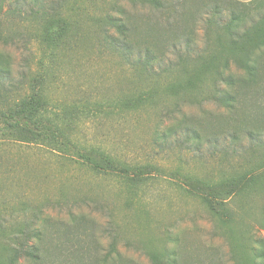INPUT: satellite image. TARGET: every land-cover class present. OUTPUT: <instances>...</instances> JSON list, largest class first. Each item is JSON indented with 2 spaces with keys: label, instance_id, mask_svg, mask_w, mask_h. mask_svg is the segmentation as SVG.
<instances>
[{
  "label": "rangeland",
  "instance_id": "1",
  "mask_svg": "<svg viewBox=\"0 0 264 264\" xmlns=\"http://www.w3.org/2000/svg\"><path fill=\"white\" fill-rule=\"evenodd\" d=\"M257 1L0 0V126L14 102H44L40 137L0 133L1 259L33 233L40 264H72L78 249L250 264L248 235L264 238V78L223 105L196 59H228L241 76L237 62L264 59ZM55 14L67 30L52 46L42 32ZM110 19L129 27L127 57L105 39ZM146 50L152 72L134 66ZM243 176L246 191L224 197Z\"/></svg>",
  "mask_w": 264,
  "mask_h": 264
},
{
  "label": "trees",
  "instance_id": "2",
  "mask_svg": "<svg viewBox=\"0 0 264 264\" xmlns=\"http://www.w3.org/2000/svg\"><path fill=\"white\" fill-rule=\"evenodd\" d=\"M150 7L154 9L161 10L162 0H148ZM254 1V0H253ZM255 2H251L248 5H255ZM257 5L259 6V2L256 0ZM56 19L48 22V25L44 28L42 32V39L44 42L50 43L52 46L57 44L62 40L65 36L67 26L63 17L55 14ZM110 26L106 32L105 39L111 47H115L116 45H120L122 47L121 55L127 57V53L132 50V43L128 39V31L129 27L126 23L121 22L120 20H109ZM234 17L230 16L229 26L232 27L234 22ZM264 18L259 20L256 24L252 26V30H255L258 35L261 32V28L264 24ZM225 25L222 26L224 28ZM115 28V29H114ZM111 29L115 30L118 36L116 38L110 37ZM247 31L245 32V34ZM260 38V36H258ZM108 38V40H107ZM222 46H220L221 48ZM223 48V47H222ZM138 57L136 60L137 68L140 67V70L145 72L153 71V60L156 58L154 56H150L149 51L146 50L144 53L137 52ZM196 62L199 63L200 71L202 73L211 72L214 76L213 79V94L211 98L215 101L220 102L223 105H228L232 102L233 97L229 93L230 89H234L239 87V90H248L251 86L256 88L259 87L264 78V59L261 58H253L248 56L245 60L237 62L238 67L244 71V76L241 75H233L227 72L229 60L228 59H215L210 58L209 60L203 59L199 57L196 59ZM156 63H159L156 62ZM177 62L174 64L176 65ZM193 83L188 81L187 85H192ZM225 92V96H224ZM257 95V94H256ZM44 102L36 95L31 94L27 98L18 100L14 102L13 106L10 107L6 113L1 114V122L0 133L1 135L13 134L14 137L20 138L24 133H28L32 136L33 139L36 137H40V135L35 134V130L38 129L40 123L42 122V111ZM15 140V139H14ZM248 176L241 177V180L235 182V184L230 188L226 186L229 190L225 193L224 197H233L236 194L244 193L246 191V185L248 182ZM226 200V198H224ZM206 203L212 206L210 200H206ZM225 203V202H224ZM225 219V224L232 223L233 220L228 221V217L223 215ZM263 225L261 229L264 231V218L262 219ZM23 235V236H22ZM19 242H15L13 247L11 248V254L5 259L0 258V264H21L22 261L27 259L28 261H34L35 264H40L43 260V255H41V251H38L35 240H37V235L33 233L21 234ZM241 238V236H240ZM248 241L254 246L249 247V261L250 264H264V238H261V241L257 239H253L248 235ZM67 255V252L65 253ZM70 256L72 257V264H131L130 262H125L122 255L118 252H114L110 250L105 254L103 258H99L98 254L90 253L89 251L83 250H74L70 252ZM149 257L152 261V264H181V258L178 253H169L165 254V259L160 261L162 256H157L156 254H149ZM71 261V260H70ZM164 261V262H162Z\"/></svg>",
  "mask_w": 264,
  "mask_h": 264
},
{
  "label": "clouds",
  "instance_id": "3",
  "mask_svg": "<svg viewBox=\"0 0 264 264\" xmlns=\"http://www.w3.org/2000/svg\"><path fill=\"white\" fill-rule=\"evenodd\" d=\"M198 34L202 35V30H201ZM202 43H203V42L201 41V44H202ZM209 106H210V107L212 106L211 102H210V105H209ZM194 111H195L194 109H193V110H189L188 114H193Z\"/></svg>",
  "mask_w": 264,
  "mask_h": 264
},
{
  "label": "crops",
  "instance_id": "4",
  "mask_svg": "<svg viewBox=\"0 0 264 264\" xmlns=\"http://www.w3.org/2000/svg\"><path fill=\"white\" fill-rule=\"evenodd\" d=\"M253 0H242L243 3L250 4Z\"/></svg>",
  "mask_w": 264,
  "mask_h": 264
}]
</instances>
